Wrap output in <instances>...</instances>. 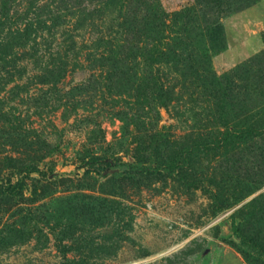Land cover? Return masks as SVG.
Listing matches in <instances>:
<instances>
[{
    "label": "rangeland",
    "instance_id": "rangeland-1",
    "mask_svg": "<svg viewBox=\"0 0 264 264\" xmlns=\"http://www.w3.org/2000/svg\"><path fill=\"white\" fill-rule=\"evenodd\" d=\"M36 1L95 21L80 32L137 18L149 53L167 50L152 33L172 40L154 83L84 70L22 81L27 94L0 83L39 129L13 133L0 114V154L26 138L52 150L24 197L0 195V264H264V61L246 65L264 28L236 26L264 22V0Z\"/></svg>",
    "mask_w": 264,
    "mask_h": 264
},
{
    "label": "trees",
    "instance_id": "trees-1",
    "mask_svg": "<svg viewBox=\"0 0 264 264\" xmlns=\"http://www.w3.org/2000/svg\"><path fill=\"white\" fill-rule=\"evenodd\" d=\"M49 8V5L40 4L36 0H0V83L6 82L7 85L15 82L16 86L13 89L27 94L30 87L21 85L22 81L59 82L80 70L97 78L105 74L146 76L151 78L153 83L156 81V75L163 71L161 67H156V61L161 60L160 62L166 64L165 60L169 56L166 47L170 45L172 39L166 32L157 31L152 33L151 37L167 50H162L158 54L157 51L149 53L145 51V43L150 34H146L145 26L141 27L143 24L139 25L140 21L137 18L127 21L122 14L118 15L114 17L118 28L120 27L117 32L96 34L87 28L95 22L90 21L89 17L79 15L77 20L83 22L79 21V24H76L74 23L76 16L60 13L56 15L55 11ZM157 18L160 23L163 22L160 17ZM63 19L64 22L61 23ZM210 24L215 27V21L211 20ZM57 25H63L66 29L60 33ZM85 25L87 29L80 32ZM214 31L215 28H213L215 34ZM144 60H148L147 67L142 64ZM258 60L264 61V51L246 65L252 67L258 64L256 63ZM125 65H130L128 70H124ZM141 65L144 66L143 69ZM241 71L242 68L238 67L232 73L241 74ZM215 79L218 80L217 77ZM6 90L5 87H0V114L13 126V133L21 135L28 133V136L30 133H36L38 136L39 129L34 127V121L26 119L24 115V103L12 104L4 101L2 93ZM252 111L253 109H248L242 115L248 116ZM255 131H264V126ZM157 136L162 137L159 132ZM12 138L14 141L17 137ZM163 139L165 140V137ZM25 142L19 144L14 141L10 152L3 156L0 154L1 196L24 197L30 190V183L27 181L29 176L33 173L43 178L48 176L40 162L52 150L45 145H35L28 138ZM23 148L25 152H22ZM174 168L172 164H164L161 167L170 170ZM161 169L143 166L133 171ZM5 173L7 174L4 180L2 177ZM14 177L16 180L13 181ZM32 193L34 196L38 195L36 190Z\"/></svg>",
    "mask_w": 264,
    "mask_h": 264
},
{
    "label": "crops",
    "instance_id": "crops-1",
    "mask_svg": "<svg viewBox=\"0 0 264 264\" xmlns=\"http://www.w3.org/2000/svg\"><path fill=\"white\" fill-rule=\"evenodd\" d=\"M237 22V21H236ZM237 28L238 26H241V28L247 29V27L250 29L253 28V26H259V28H264V22L261 21V19H258L257 21L250 19L246 17L245 22L242 25L236 24Z\"/></svg>",
    "mask_w": 264,
    "mask_h": 264
}]
</instances>
